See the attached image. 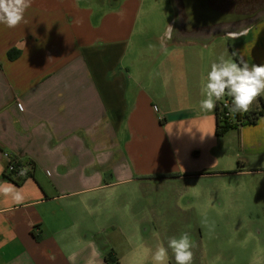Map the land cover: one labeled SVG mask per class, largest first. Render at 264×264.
<instances>
[{
	"label": "crops",
	"instance_id": "crops-1",
	"mask_svg": "<svg viewBox=\"0 0 264 264\" xmlns=\"http://www.w3.org/2000/svg\"><path fill=\"white\" fill-rule=\"evenodd\" d=\"M181 9L32 0L24 22L0 24V264H152L156 193L264 175V114L218 135L216 108L200 109L201 78L221 55L264 64V16L197 32L184 19L181 38ZM6 150L25 180L4 176ZM193 254V264H264V249Z\"/></svg>",
	"mask_w": 264,
	"mask_h": 264
},
{
	"label": "rangeland",
	"instance_id": "rangeland-1",
	"mask_svg": "<svg viewBox=\"0 0 264 264\" xmlns=\"http://www.w3.org/2000/svg\"><path fill=\"white\" fill-rule=\"evenodd\" d=\"M183 21L180 15L177 32L186 38ZM248 24L229 27L238 30ZM223 178L201 180L191 190L178 183L156 193L163 236L162 242L152 243L151 252L158 246L166 247L170 237L178 238L185 232L193 252L264 249V175ZM145 217L150 218V214L145 213Z\"/></svg>",
	"mask_w": 264,
	"mask_h": 264
},
{
	"label": "clouds",
	"instance_id": "clouds-1",
	"mask_svg": "<svg viewBox=\"0 0 264 264\" xmlns=\"http://www.w3.org/2000/svg\"><path fill=\"white\" fill-rule=\"evenodd\" d=\"M32 0H0V24L15 28L24 22L25 12ZM200 109L213 111L217 102L231 98L225 104L229 114L246 113L261 96H264V64L251 66L241 57L239 62L221 55L210 66L206 78L202 77ZM24 170H22L23 172ZM188 233L178 238L170 237L167 246H158L152 255V264H167L169 249L174 254L176 264H193L194 254Z\"/></svg>",
	"mask_w": 264,
	"mask_h": 264
},
{
	"label": "flooded vegetation",
	"instance_id": "flooded-vegetation-1",
	"mask_svg": "<svg viewBox=\"0 0 264 264\" xmlns=\"http://www.w3.org/2000/svg\"><path fill=\"white\" fill-rule=\"evenodd\" d=\"M194 3H203V0H192ZM209 4L210 12L206 14L203 23H193L195 19L189 16V12L185 9V0H180L182 5V14L184 19L194 26L196 32L199 30H211L225 25H237L244 23H252L259 17L264 16V0H206ZM203 13V10L200 9ZM214 11H220L226 17L221 19L213 15ZM194 20V21H193ZM187 24V23H186Z\"/></svg>",
	"mask_w": 264,
	"mask_h": 264
},
{
	"label": "built area",
	"instance_id": "built-area-1",
	"mask_svg": "<svg viewBox=\"0 0 264 264\" xmlns=\"http://www.w3.org/2000/svg\"><path fill=\"white\" fill-rule=\"evenodd\" d=\"M231 103V98L226 97L224 101L217 102V121L221 126L229 125L234 126L236 128L242 127L244 124L249 123L252 118V112L258 111L253 107L246 113H239L235 115H230L228 107L225 104ZM3 155L7 160L5 172L8 176L11 177V180H15L16 182H21L25 180L29 175L28 171L25 167V163L21 160V158L12 153L11 151H3ZM22 170H24L22 172Z\"/></svg>",
	"mask_w": 264,
	"mask_h": 264
},
{
	"label": "water",
	"instance_id": "water-1",
	"mask_svg": "<svg viewBox=\"0 0 264 264\" xmlns=\"http://www.w3.org/2000/svg\"><path fill=\"white\" fill-rule=\"evenodd\" d=\"M185 3L188 8L195 12L197 11V15L195 14V16L193 17L195 19V23H201V21H204L206 14L211 11L206 0H203V3L201 5L197 2L194 3L192 0H185ZM200 9L203 10V13ZM198 11H200L201 13H198ZM213 15L217 18L226 17V15L222 14L220 11H214Z\"/></svg>",
	"mask_w": 264,
	"mask_h": 264
},
{
	"label": "trees",
	"instance_id": "trees-1",
	"mask_svg": "<svg viewBox=\"0 0 264 264\" xmlns=\"http://www.w3.org/2000/svg\"><path fill=\"white\" fill-rule=\"evenodd\" d=\"M9 56H10L11 58H15V57L17 56V53L14 52V51H10V52H9ZM237 59H238V58H237ZM238 60H239V59H238ZM259 99H260V101H261L262 108H261L260 110H258V111H253V112H252V118L250 119V122H254V121H256L260 115H263V114H264V102H263V100H262L261 97H260ZM216 111H217V106H216ZM250 122H249V123H250ZM233 127H234V126H229V125L221 126V125L219 124V122L217 121V134H218V135L224 134L229 128H233ZM28 175H30V172H28ZM4 176H5L6 178L11 179V177L8 176V175L6 174V172L4 173Z\"/></svg>",
	"mask_w": 264,
	"mask_h": 264
}]
</instances>
